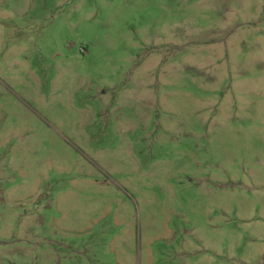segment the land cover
I'll return each instance as SVG.
<instances>
[{"label": "rangeland", "instance_id": "374dc122", "mask_svg": "<svg viewBox=\"0 0 264 264\" xmlns=\"http://www.w3.org/2000/svg\"><path fill=\"white\" fill-rule=\"evenodd\" d=\"M0 264H264V0H0Z\"/></svg>", "mask_w": 264, "mask_h": 264}]
</instances>
